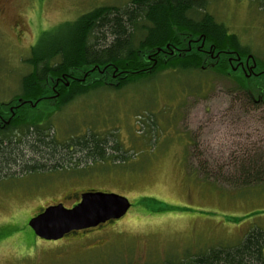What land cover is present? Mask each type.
Returning <instances> with one entry per match:
<instances>
[{"label": "rangeland", "instance_id": "obj_1", "mask_svg": "<svg viewBox=\"0 0 264 264\" xmlns=\"http://www.w3.org/2000/svg\"><path fill=\"white\" fill-rule=\"evenodd\" d=\"M205 3L207 13L264 63V10L257 2ZM130 4L0 0V103L20 95L32 72L26 61L60 48L70 24L96 8L125 10ZM232 86L211 70H166L50 109L47 135L61 145L95 139L105 158L60 146V167L42 157L37 163L47 170L15 167L0 179V264L178 263L264 232V182L237 186L231 176L247 157L264 166V106L234 99ZM90 191L126 197L132 208L119 221L57 242L30 229L29 221L46 208L70 209L79 193Z\"/></svg>", "mask_w": 264, "mask_h": 264}, {"label": "trees", "instance_id": "obj_2", "mask_svg": "<svg viewBox=\"0 0 264 264\" xmlns=\"http://www.w3.org/2000/svg\"><path fill=\"white\" fill-rule=\"evenodd\" d=\"M205 1L131 0L125 10L96 8L70 24L72 33L60 48L35 52L26 61L32 72L23 78L20 95L0 103V179L15 167L30 173L47 170L37 163L42 157L60 167V146L66 152L78 146L82 154L104 159L105 148L95 139L61 145L45 131L51 129L50 109L60 111L92 90H122L166 70H211L230 79L234 99L243 98L255 109L264 106L263 61L207 13ZM255 1L264 10V0ZM195 41L219 57L210 60L196 50ZM242 63L253 70L239 67ZM259 162L247 157L237 164L231 175L234 184L264 182ZM166 264H264V232L255 230L232 248Z\"/></svg>", "mask_w": 264, "mask_h": 264}, {"label": "water", "instance_id": "obj_3", "mask_svg": "<svg viewBox=\"0 0 264 264\" xmlns=\"http://www.w3.org/2000/svg\"><path fill=\"white\" fill-rule=\"evenodd\" d=\"M131 208L126 197L90 191L83 193L73 208L67 209L63 204L50 206L32 218L28 225L41 240L57 242L71 234L119 221Z\"/></svg>", "mask_w": 264, "mask_h": 264}, {"label": "flooded vegetation", "instance_id": "obj_4", "mask_svg": "<svg viewBox=\"0 0 264 264\" xmlns=\"http://www.w3.org/2000/svg\"><path fill=\"white\" fill-rule=\"evenodd\" d=\"M195 43H196V50H198V51H200V53H202V54H204V55H206V57H209V59L211 60V59H213V58H216V57H219V56H217L216 54H214V53H210L208 50H206L205 48H204V46H202V44L200 43V44H197V41H195ZM194 44V43H193ZM189 45H192V43H189ZM178 49H180V48H178ZM221 59H222V57H221ZM250 65H248L247 63H242L241 65H239V67H246L245 69H248L249 71H252L253 69H251V67H249ZM68 86V85H67ZM81 195H82V193H79L78 194V196L79 197H81ZM80 202V198H79V201L75 204V205H77L78 203ZM75 205H73V207L75 206ZM72 207V208H73ZM71 209V208H70ZM108 224V223H107ZM107 224H105V225H103V226H106ZM103 226H101V227H103ZM101 227H98V228H101ZM97 229V228H96ZM85 232H87V231H85Z\"/></svg>", "mask_w": 264, "mask_h": 264}]
</instances>
